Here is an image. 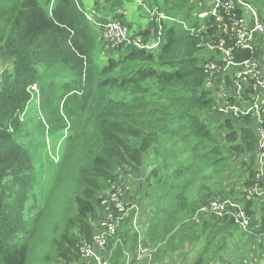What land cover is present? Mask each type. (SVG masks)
I'll list each match as a JSON object with an SVG mask.
<instances>
[{
    "label": "trees",
    "instance_id": "obj_1",
    "mask_svg": "<svg viewBox=\"0 0 264 264\" xmlns=\"http://www.w3.org/2000/svg\"><path fill=\"white\" fill-rule=\"evenodd\" d=\"M242 1L264 25V0ZM52 2L0 0V264H28L32 253L42 264L80 263L106 214L118 220L111 264H125L126 254L146 264L113 198L145 213L151 264L185 261L198 247L187 264H225L226 250L238 254L243 242L264 237V199H245L264 185L256 180L257 119L219 111L239 102L224 49L234 63L256 59L264 70V34L250 51L235 46L231 31L253 13L237 4L200 19L215 0H142L166 19L137 35L127 24L130 39L159 46L107 50L83 0ZM128 3L95 0L94 21L123 22ZM212 63L219 73L210 80ZM254 83L244 86L247 105ZM227 199L251 218L248 231L228 217L194 222L200 208Z\"/></svg>",
    "mask_w": 264,
    "mask_h": 264
},
{
    "label": "built area",
    "instance_id": "obj_2",
    "mask_svg": "<svg viewBox=\"0 0 264 264\" xmlns=\"http://www.w3.org/2000/svg\"><path fill=\"white\" fill-rule=\"evenodd\" d=\"M130 2H138L143 4L142 0H128ZM55 0L52 2V6ZM216 6L212 7L210 12L202 13L199 15L200 19L205 18L209 14L213 16L218 15V8L232 10L237 6V4L243 6V11H251L253 15H249V18L243 17L241 19L234 20L231 23V31L236 40L235 46L242 50H255V43L258 36L264 34V25L251 9L250 5H247L242 0H228L221 1L215 0ZM93 14H95L93 12ZM153 20H155L159 26L163 20L166 19L165 16L158 14L156 11L150 13ZM88 18L95 23V25L100 30V35L104 42L108 45L107 50H113L118 48L122 44H134L139 49L153 50L156 49L160 44V39H157L153 43L144 42L142 39L137 38L135 40L130 39V31L127 26L122 24V22L114 19H110L107 23H101L99 21H94L93 17L88 15ZM218 20H220L218 18ZM161 27V26H160ZM225 31H227L225 29ZM161 35V33H159ZM224 43L220 44L219 49L223 50ZM210 49H213L211 45H208ZM224 61L226 62L224 72L229 70H234V84H235V95L238 99L237 104L231 106L222 105L219 109L220 112L227 113L232 112L235 116H248L253 114L257 119V126L259 132V156L258 164L259 174L256 177L257 181H261L264 178V70L260 67L258 60L252 59L242 63H234L231 59V51L224 49ZM207 73L210 74V80L214 79V74L219 73V68L215 64H209L207 67ZM255 80L254 89L255 94H250V105H247L243 100L244 86H249L248 81ZM36 89V86L32 87ZM222 96H225L226 91L222 86ZM242 104V105H241ZM256 198L264 199V185H257L252 191L246 196V200L250 201ZM116 202V207L119 210V216L122 219L130 218L131 215L136 212V216L133 219V231L139 235V242L137 247V257L138 262H146V264H151L153 261V256L155 250L149 248L144 244V236L141 229V222L144 219L141 208L136 205L131 200H127L126 205L119 202L117 198H113ZM216 215L220 218L228 217L233 220L236 224L244 231H248L251 228V218L247 215L243 207L235 203L231 199L224 201H213L209 206L202 207L199 209L198 214L194 218V222L199 223L202 216H213ZM118 225V220L113 219L112 214H106L100 221L99 230L95 236V245L93 247H87L82 251V260L77 264H111L113 250L109 249V241L111 237L115 234ZM264 237H257L254 243L248 244L245 248L246 257L242 261H237L234 256L231 262L225 264H264V248L260 249L261 246L264 247L263 243ZM115 245L113 246V249ZM238 254H235V256ZM242 255V252L239 253ZM177 257V255H176ZM167 260L165 264H168ZM174 264V262H171ZM132 264V256L126 254V263Z\"/></svg>",
    "mask_w": 264,
    "mask_h": 264
},
{
    "label": "rangeland",
    "instance_id": "obj_3",
    "mask_svg": "<svg viewBox=\"0 0 264 264\" xmlns=\"http://www.w3.org/2000/svg\"><path fill=\"white\" fill-rule=\"evenodd\" d=\"M41 1V3L42 4H45V1L46 0H40ZM85 1H89L90 2V4H91V6H92V9L90 10V8L87 6V10L89 11V12H92V11H96V9H95V6H93L94 5V3H95V0H85ZM128 1V0H127ZM129 2V1H128ZM138 2H135L134 4H129L128 6H127V8H126V10H128L129 9V6H131V7H133V9H134V13H133V16L132 17H128V15H125L124 14V18H123V22H122V24H124L125 26H127V24H130V26H134L133 28H132V30L130 29V31H131V33H132V35H137L138 33H137V31L138 30H136V28H138V26L139 25H141V27L143 28V29H145L146 30V28L148 27V23L150 22L149 20V18L148 17H150V18H152V15L150 14L151 12H153V10H154V7L153 6H150V5H148L147 3H145V4H142V7L141 8H137V6H136V4H137ZM122 11L123 10H121L120 11V13L122 14ZM147 13H148V15H147ZM123 15V14H122ZM128 27V26H127ZM129 28V27H128ZM97 29H98V31H99V33H101L100 32V30H99V28L97 27ZM144 30V31H145ZM143 32V31H142ZM140 39H142L141 37H140ZM143 40V39H142ZM156 40H149L148 42L151 44V43H153V42H155ZM31 92H32V94L33 95H39V93H38V87H36V89L34 90V89H31ZM217 96H219L220 97V95H221V93L219 94V93H217L216 94ZM47 144L49 145L50 144V141L49 140H47ZM57 159V158H56ZM43 176H44V168H40V179H42L43 178ZM48 180L49 179H47L46 180V184H47V182H48ZM127 185H129L130 186V188H131V190L132 191H134L135 190V187H134V183H131V181L129 180V181H127ZM32 201V200H31ZM30 201V202H31ZM153 203V201H150V205ZM144 209H146V211H147V213L148 212H150V207H145ZM135 216H136V212H134L132 215H131V217L130 218H127L126 220H128L129 221V226L132 228V230H133V219L135 218ZM241 238V236H235V239H236V246H238V243H239V245H240V241H239V239ZM243 245L244 246H241V248H242V250L238 247V255H239V253H241L243 250H245V248L248 246V244H245L244 242H243ZM231 248H233L232 246H230ZM201 249V247H198V248H196V249H194V251H192L191 249H188L189 251H188V253L190 252L191 253V255L190 256H188L187 257V260L189 261V259L192 257V259H194L195 258V256L198 254V251ZM193 252V253H192ZM229 252V253H228ZM228 252H227V250L222 254V256L224 257V259H225V261L226 262H231L230 260L231 259H233L232 258V255H233V253H231V250L229 249L228 250ZM234 257H235V254L233 255ZM187 260H183V258H177L176 259V261H175V263L176 264H187ZM28 264H42L41 263V261H40V258L37 256V254H33L32 253V255L30 256V259H29V261H28ZM168 264H172L171 262H168ZM212 264H218V262L217 261H215L214 263H212Z\"/></svg>",
    "mask_w": 264,
    "mask_h": 264
},
{
    "label": "crops",
    "instance_id": "obj_4",
    "mask_svg": "<svg viewBox=\"0 0 264 264\" xmlns=\"http://www.w3.org/2000/svg\"><path fill=\"white\" fill-rule=\"evenodd\" d=\"M84 1V3L90 8V10L92 9V6H91V4H90V2L89 1H85V0H83ZM135 2H130V3H128L127 4V6L129 5V4H134ZM127 6H126V8H127ZM136 6H137V8H141L142 7V4H139V3H137L136 4ZM126 8H125V10H123L122 11V14L124 15H128V17H132L133 16V13H134V9H133V7H131V6H129V9L128 10H126ZM94 11H92V13H93ZM95 13V15H96V12H94ZM147 15H148V13H147ZM149 16V15H148ZM150 20H152V18H150V17H148ZM149 20V21H150ZM149 24V23H148ZM130 25V24H129ZM134 26H131V30H132V28H133ZM147 28H149V27H147ZM146 28V29H147ZM136 30H138L137 31V33H140V32H142V31H144L145 29H143L142 27H141V25H139L138 26V28H136ZM144 216H145V213L143 214V218H144ZM144 221V219L142 220V222ZM141 222V229H142V232H143V234H144V231H145V226H143V223ZM238 256V257H237ZM244 257H246V253H245V250H243L242 251V255H236L234 258L237 260V261H241ZM175 261L176 260H174L173 262H174V264H176L175 263ZM188 261V260H187ZM192 261V257L189 259V261L187 262V263H189V262H191ZM169 262V261H168Z\"/></svg>",
    "mask_w": 264,
    "mask_h": 264
},
{
    "label": "water",
    "instance_id": "obj_5",
    "mask_svg": "<svg viewBox=\"0 0 264 264\" xmlns=\"http://www.w3.org/2000/svg\"><path fill=\"white\" fill-rule=\"evenodd\" d=\"M148 27H149L150 29H153V27H154V20H150V22H149V24H148ZM141 173H142V179H144V178H145V175H146L145 167H142V169H141Z\"/></svg>",
    "mask_w": 264,
    "mask_h": 264
},
{
    "label": "clouds",
    "instance_id": "obj_6",
    "mask_svg": "<svg viewBox=\"0 0 264 264\" xmlns=\"http://www.w3.org/2000/svg\"><path fill=\"white\" fill-rule=\"evenodd\" d=\"M88 15H90L91 17H94L95 16V14H93L92 12H91V14H88ZM94 19V18H93ZM34 86H36L37 87V85H34ZM33 86V87H34ZM32 89V88H31Z\"/></svg>",
    "mask_w": 264,
    "mask_h": 264
}]
</instances>
